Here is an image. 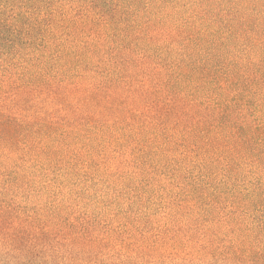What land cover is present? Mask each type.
<instances>
[{"label":"rangeland","instance_id":"obj_1","mask_svg":"<svg viewBox=\"0 0 264 264\" xmlns=\"http://www.w3.org/2000/svg\"><path fill=\"white\" fill-rule=\"evenodd\" d=\"M44 9L54 28L35 49L0 51V81L43 69L72 86L0 89V104L21 90L26 116L18 144L0 143V203L25 216L88 218L167 264H257L249 253L264 256V149L239 152L217 129L228 119L209 107L236 109L231 93L248 91L261 116L264 89H202L191 77L203 62L220 76L264 65V0H53ZM98 10L117 18L109 38ZM147 57L158 74L185 73L187 89H95L143 72L149 65L128 62Z\"/></svg>","mask_w":264,"mask_h":264},{"label":"trees","instance_id":"obj_2","mask_svg":"<svg viewBox=\"0 0 264 264\" xmlns=\"http://www.w3.org/2000/svg\"><path fill=\"white\" fill-rule=\"evenodd\" d=\"M49 1L53 0H0V51L9 52L18 48V51L22 52L24 47L35 49L37 39L41 36L45 38L46 32L48 33L55 25L56 18L44 9V5ZM98 12L101 17L98 24L101 27L105 25L104 34L109 38L110 31H114L116 27L113 20L117 21V18L113 16L114 13L110 17L99 10ZM100 43L101 41H98L97 44L91 45V48L96 49ZM45 44L43 49L47 48L50 51L51 45ZM116 51L113 49V52ZM110 57V61L117 63L116 53L114 58ZM25 59L27 63L31 60L30 57ZM139 64L149 67L144 68L143 72L129 70L124 74L125 77L121 76L114 82L108 79L96 83L95 89H187L183 86L185 85L183 80L187 79V75L182 72L174 75L177 71L173 72L175 70L173 65L167 75H162V71L157 73L160 65L156 66V70H152L155 67L150 63V57L143 63L137 60L128 62L131 67H134L132 65L137 67ZM119 66L122 69V64ZM177 67L179 69V66ZM216 68L207 62L195 65L191 82L197 79L201 82L202 89H264V65L255 70L251 68L244 71L229 70L223 73L225 74H222L223 76L219 75ZM28 74L29 71L19 75L15 80L3 77L0 89H68V85L72 86V84L63 86L67 83V78L61 79L58 74L52 76L43 69L41 72ZM75 89L81 88L76 86ZM18 91L11 98L13 102L0 104V143L7 145L18 144L25 126V111L21 109L24 101L20 100L22 93ZM248 93L250 92L247 91L246 96L236 90L231 93L238 105V107L235 105L236 109L221 103H217L218 105L213 108L209 107L221 120L228 119L226 122L222 121L217 129L221 135L223 132L228 133L229 140L233 141L239 152L248 150L252 145L264 149V114L258 116L261 110L252 109ZM214 143H217V139ZM121 234L123 233L106 228L98 230L96 223L88 218L68 219L58 215L56 219L50 220L47 217L25 216L14 207L0 203V264H167L156 260L146 249L139 248L132 241L119 239L122 237ZM158 238L161 239V235ZM242 255L234 253L233 256L234 259H241ZM249 256L257 257V264H264V256L260 258L254 253H249Z\"/></svg>","mask_w":264,"mask_h":264}]
</instances>
